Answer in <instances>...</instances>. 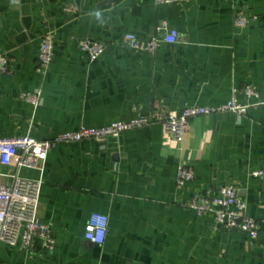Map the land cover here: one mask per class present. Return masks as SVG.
<instances>
[{"label": "crops", "instance_id": "0c3cea01", "mask_svg": "<svg viewBox=\"0 0 264 264\" xmlns=\"http://www.w3.org/2000/svg\"><path fill=\"white\" fill-rule=\"evenodd\" d=\"M250 22L234 25L226 0H0V138L38 140L103 128L147 116L164 104L222 105L234 89L257 86L264 100V0H237ZM166 21L179 33L175 45L160 43L154 55L136 52L128 33L141 41L160 35ZM54 40L49 71L37 72L42 39ZM161 38L160 36H158ZM105 43L94 62L79 42ZM41 91L35 107L24 96ZM248 104L243 93L238 96ZM195 181L176 185L180 164ZM264 165V104L247 114L194 119L182 143L162 125L126 133L118 140L85 141L53 148L39 169H22L0 157V176L19 175L41 185L38 219L52 228L53 252L0 243V264H264V181L251 173ZM234 186L259 222V235L229 232L213 217L185 208L195 194ZM94 213L109 217L106 243L85 239Z\"/></svg>", "mask_w": 264, "mask_h": 264}, {"label": "built area", "instance_id": "2783aa9c", "mask_svg": "<svg viewBox=\"0 0 264 264\" xmlns=\"http://www.w3.org/2000/svg\"><path fill=\"white\" fill-rule=\"evenodd\" d=\"M191 0H157V5H181ZM235 8L234 25L237 29L248 26L250 19L240 11L237 0H226ZM158 34L148 41H141L134 33L125 36L126 44L136 52L154 55L161 42L175 45L179 33L168 22L162 21L156 28ZM160 36L161 38H159ZM80 50L89 61H96L106 49L100 41L90 39L79 42ZM54 40L45 35L41 42L38 56L37 72L45 75L54 59ZM0 73H10V59L0 56ZM243 93L248 104H242L238 98ZM24 99L37 107L41 103V91L26 94ZM260 92L255 85H247L244 89H234L231 100L222 105L188 106L181 112L170 111L164 104L147 116H139L127 122H116L103 128L80 127L76 131L61 133L55 137L38 140L30 136L17 138H0V157L15 160L18 173L22 169H39L49 152L58 145L82 143L85 141L105 142L108 139L118 140L126 133L152 125H162L170 139L177 143L184 141L191 128L192 121L200 117L217 116L223 113L247 114L251 107L263 105ZM252 177L264 181V165L251 173ZM195 181V172L183 163L178 166L176 185L185 188ZM41 185L25 180L17 175L13 183L4 184L0 176V243L12 247L33 248L41 242L47 252H53L56 239L50 226L43 224L37 216L40 201ZM185 208L199 217H213L217 227L229 232H239L257 239L259 222L248 214L247 202L234 186L221 187L216 193L208 191L195 194L185 204ZM109 217L94 213L89 218L85 229V239L95 246H103L109 234Z\"/></svg>", "mask_w": 264, "mask_h": 264}]
</instances>
